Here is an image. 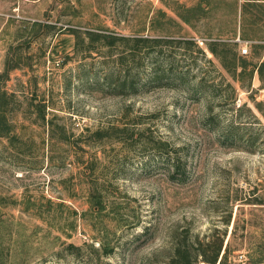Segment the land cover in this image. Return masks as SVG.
<instances>
[{
  "label": "rangeland",
  "instance_id": "rangeland-1",
  "mask_svg": "<svg viewBox=\"0 0 264 264\" xmlns=\"http://www.w3.org/2000/svg\"><path fill=\"white\" fill-rule=\"evenodd\" d=\"M210 42L258 63L264 0H0V264H145L175 229L264 264V92L232 99ZM232 120L250 149L221 138Z\"/></svg>",
  "mask_w": 264,
  "mask_h": 264
},
{
  "label": "trees",
  "instance_id": "trees-1",
  "mask_svg": "<svg viewBox=\"0 0 264 264\" xmlns=\"http://www.w3.org/2000/svg\"><path fill=\"white\" fill-rule=\"evenodd\" d=\"M182 21L187 23V19L183 16ZM95 37H100L95 35ZM113 39V38H112ZM139 41V39H135ZM143 41H150L152 43H157L160 40L156 39H144ZM110 46L113 44V40H108L107 42ZM181 44H186L191 48L192 52L198 53L204 56V51L202 48L198 47L196 42L193 40H183ZM235 44H228L227 42H210L206 44L207 51L212 54L213 58L217 60L219 66L227 74L230 80L221 77L222 82L225 86L230 89V95H235V88L232 86V82L239 84L241 89L246 90V92L252 91L251 84L253 78L256 76L260 86L259 90L264 92V56L258 63L253 64L252 62L243 58V56L238 55L234 50ZM264 50V46H259ZM208 63H212V60H208ZM203 79H200L198 86L203 85ZM227 81V82H225ZM212 95V92H210ZM6 95L0 93V105L5 103ZM233 102V101H232ZM254 108L257 113L264 118V101L255 102ZM236 119H241L245 116L246 119L252 120L253 123L258 122V117L254 111L247 107L246 104L238 106L236 109ZM211 108L207 106V119L206 123L212 125V116H210ZM249 127V128H248ZM251 124L247 126L243 122L232 120L227 125L217 126V130L221 131V138L227 139L229 146H233L240 149H250L256 141V134L251 131ZM114 132L115 139L118 141H124L128 137H132L128 133L126 127L122 129L111 128ZM101 132L96 131L95 135H99ZM118 133V134H115ZM107 135V134H104ZM108 136H111L109 134ZM97 139V138H96ZM157 153L165 152L167 149L164 144L157 142L152 146ZM167 155H169L167 153ZM179 165L175 163L172 168L171 175L175 179L181 180L182 172L179 170ZM229 223V219L225 220V224ZM226 232L212 234L208 239L200 238L198 235H191L187 230H173L170 235V245L166 248L164 252H155L147 260L145 264H231L229 262L230 254V243L227 242L225 245ZM164 253V254H163ZM160 260H163L160 262Z\"/></svg>",
  "mask_w": 264,
  "mask_h": 264
},
{
  "label": "built area",
  "instance_id": "built-area-1",
  "mask_svg": "<svg viewBox=\"0 0 264 264\" xmlns=\"http://www.w3.org/2000/svg\"><path fill=\"white\" fill-rule=\"evenodd\" d=\"M247 53H248V49H247V46L245 45V46H243L241 48V55H244V54H247Z\"/></svg>",
  "mask_w": 264,
  "mask_h": 264
}]
</instances>
